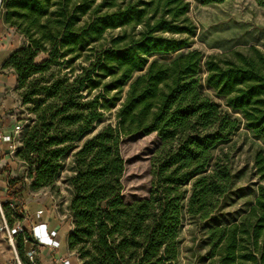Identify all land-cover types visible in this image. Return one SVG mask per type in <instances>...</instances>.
<instances>
[{
    "label": "trees",
    "instance_id": "1",
    "mask_svg": "<svg viewBox=\"0 0 264 264\" xmlns=\"http://www.w3.org/2000/svg\"><path fill=\"white\" fill-rule=\"evenodd\" d=\"M189 8L186 0H0L3 23L24 41L1 69L14 72L32 118L15 156L32 191L57 189L70 157L66 246L79 264H174L187 219L212 264H264V52L192 49ZM108 115L113 123L102 126ZM241 130L259 144L256 194L226 212L243 191L231 144ZM136 134L160 146L148 196L125 204L120 143ZM18 183L9 180L8 195L22 204ZM16 248L29 264L21 237Z\"/></svg>",
    "mask_w": 264,
    "mask_h": 264
},
{
    "label": "rangeland",
    "instance_id": "2",
    "mask_svg": "<svg viewBox=\"0 0 264 264\" xmlns=\"http://www.w3.org/2000/svg\"><path fill=\"white\" fill-rule=\"evenodd\" d=\"M186 1L190 5L188 18L197 29L192 49L200 51L204 56L217 57H229L232 52L245 54L250 47L264 52V8L257 6L253 0H226L221 4L210 6H202L193 0ZM1 15L2 12H0L2 21ZM4 39L5 44H2V47H6L10 51L17 50L24 43L23 39L13 30L10 32L7 30ZM0 75L11 81L16 78L13 71L1 69V57ZM5 89L4 96H8L14 105L10 111L14 117L7 122L16 120L23 125L29 124L32 119L31 115L26 107L21 106L15 87L7 86ZM109 122L113 123V118L108 115L102 126ZM231 144L234 146L233 168L236 172H243L238 183L243 191L228 199L226 212H232L238 209L245 200H251L256 194L257 186V180L250 174L252 154L259 144L243 130L234 136ZM159 146L160 143L155 135L136 134L121 140L120 154L124 161L121 195L125 204L142 200L148 196L151 182V161ZM8 161L11 162L10 159ZM69 165L70 157L65 160L64 167L57 179V189L53 191L48 189L32 191L29 171L26 166H23V170L18 173L16 178L21 181V189L25 198L40 201L42 205H48L44 209L50 207L52 212L49 213L54 224L58 227L61 238H65L72 229L71 219L67 212V204L70 199L69 188L66 184V178L71 174ZM0 196H4L1 189ZM239 196L242 197L238 198ZM43 255H47V252L45 251ZM208 255L209 249L204 234L187 219L181 232L178 257L174 264H212ZM67 256H69L68 252H66ZM72 257L74 258L72 264H78L76 257L74 255Z\"/></svg>",
    "mask_w": 264,
    "mask_h": 264
},
{
    "label": "built area",
    "instance_id": "3",
    "mask_svg": "<svg viewBox=\"0 0 264 264\" xmlns=\"http://www.w3.org/2000/svg\"><path fill=\"white\" fill-rule=\"evenodd\" d=\"M1 12V9H0ZM23 129L21 122H16L10 134L0 131V144L8 145L7 155L12 159L21 161L15 156L16 151L21 147L20 134ZM23 166V164H22ZM9 184L5 189L9 190ZM46 209L40 207L35 215L28 214L25 206L12 197L0 196V237L11 253L6 264H23L16 248V241L21 237L24 245V256L29 264H72L74 254L69 253L67 257L55 258V253L61 247L59 230H48L44 223H33L34 217L41 218ZM54 210V208H53ZM47 211L52 212L49 208ZM47 258H44V252ZM76 259V258H75Z\"/></svg>",
    "mask_w": 264,
    "mask_h": 264
},
{
    "label": "crops",
    "instance_id": "4",
    "mask_svg": "<svg viewBox=\"0 0 264 264\" xmlns=\"http://www.w3.org/2000/svg\"><path fill=\"white\" fill-rule=\"evenodd\" d=\"M10 32L11 30L8 29V27L0 20V57H1V66L3 62L8 58V56L13 52L14 49L11 51L7 49L6 47H2V44H5L4 35L7 33V30ZM16 78L11 80H6L4 76L0 75V131H2L4 134H10L12 132L13 126L16 122L14 120L13 122L8 123L7 120H12L13 115L10 114V111L13 109L14 105L12 103V100L8 96H4L6 89L5 87L9 86L11 88L16 87ZM8 145L6 144H0V189L3 191L4 196L2 197H9L8 191L5 189V184H9V180H15L17 178L18 173H20L23 170L22 164H20L16 160H12L8 155ZM8 159L11 160V162L8 161ZM14 190H20L21 189V183H18L14 186ZM21 197V203L25 206L27 212L29 215L34 216L36 210H38L40 207H46L48 205L43 204L40 201H33L29 198L24 197V192L22 191L20 193ZM18 200V198H17ZM20 201V200H18ZM45 205V206H44ZM50 207H48L49 209ZM45 212L41 218L34 217L33 223L37 224L39 222L46 224L48 230H58V227L56 224H54L52 217L47 211L48 209L45 208ZM69 234V233H68ZM67 234V235H68ZM67 237V236H66ZM66 237L61 238V247L60 249L55 253V258H61L63 256L66 257V252H68L67 246H66ZM69 253V252H68ZM11 257V253L9 249L7 248L6 244L0 237V264H6L8 263L9 259ZM44 258H47L46 256ZM77 260V259H76ZM78 261V260H77ZM79 264V261H78Z\"/></svg>",
    "mask_w": 264,
    "mask_h": 264
}]
</instances>
